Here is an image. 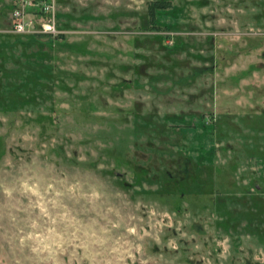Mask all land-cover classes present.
<instances>
[{"label": "rangeland", "instance_id": "rangeland-1", "mask_svg": "<svg viewBox=\"0 0 264 264\" xmlns=\"http://www.w3.org/2000/svg\"><path fill=\"white\" fill-rule=\"evenodd\" d=\"M0 0V264H264V0Z\"/></svg>", "mask_w": 264, "mask_h": 264}, {"label": "built area", "instance_id": "built-area-1", "mask_svg": "<svg viewBox=\"0 0 264 264\" xmlns=\"http://www.w3.org/2000/svg\"><path fill=\"white\" fill-rule=\"evenodd\" d=\"M53 0H13L11 31L16 34L57 35L53 19Z\"/></svg>", "mask_w": 264, "mask_h": 264}, {"label": "trees", "instance_id": "trees-1", "mask_svg": "<svg viewBox=\"0 0 264 264\" xmlns=\"http://www.w3.org/2000/svg\"><path fill=\"white\" fill-rule=\"evenodd\" d=\"M29 36H36V35H33V34H29Z\"/></svg>", "mask_w": 264, "mask_h": 264}]
</instances>
